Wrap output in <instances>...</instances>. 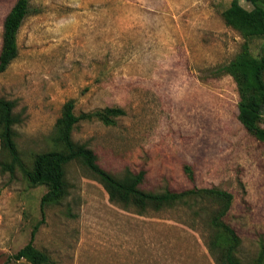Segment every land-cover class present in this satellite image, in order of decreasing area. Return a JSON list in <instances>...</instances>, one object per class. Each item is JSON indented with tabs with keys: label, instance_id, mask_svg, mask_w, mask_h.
Segmentation results:
<instances>
[{
	"label": "rangeland",
	"instance_id": "rangeland-1",
	"mask_svg": "<svg viewBox=\"0 0 264 264\" xmlns=\"http://www.w3.org/2000/svg\"><path fill=\"white\" fill-rule=\"evenodd\" d=\"M16 1L0 0V51ZM232 1L31 0L19 55L0 74V97L16 104V142L28 162L52 148L67 101L76 114L124 109L114 125L81 122L74 140L113 174L145 171L146 191L231 192L226 222L242 240L238 256L250 263L264 245V143L240 122L237 84L221 70L244 42L222 17ZM262 42L252 41L255 55ZM5 163L0 142V264H32L13 257L37 225L34 245L50 264H216L207 203L138 213L112 202L72 162L70 196L48 206L42 222L47 188L6 172Z\"/></svg>",
	"mask_w": 264,
	"mask_h": 264
},
{
	"label": "trees",
	"instance_id": "trees-1",
	"mask_svg": "<svg viewBox=\"0 0 264 264\" xmlns=\"http://www.w3.org/2000/svg\"><path fill=\"white\" fill-rule=\"evenodd\" d=\"M252 7L248 10L240 0H233L222 13L225 24L237 30L244 39L240 52L221 70L233 77L237 84L240 101L239 120L245 129L264 143V0H246ZM31 0H17L7 14L3 24L2 47L0 51V74L4 73L19 55L18 36L25 19L31 15ZM262 40L260 52L252 51V41ZM14 101L0 97V142L2 154L6 157L5 169L11 174L22 173L30 186H45L41 198L42 222L48 206L59 205L71 193L67 179V167L78 162L92 173L102 184L112 202L138 213L160 212L180 204L194 207L207 203L209 234L208 247L216 264H264V245L258 256L250 263H244L238 256L242 240L236 230L226 222L234 196L218 188H192L184 191L162 192L142 189L146 172L126 170L122 175L113 174L98 162L97 154L84 143L74 140L73 133L81 122L100 121L114 125L116 118L124 116L125 110L107 107L89 113L76 114L75 101H67L60 118L55 124L52 148L34 155L31 162L24 160L16 142L15 127L20 118L15 114ZM185 172L194 182L195 173L191 165H185ZM37 225L27 243L15 255L19 261L25 259L32 264H50L49 255L37 249L34 239Z\"/></svg>",
	"mask_w": 264,
	"mask_h": 264
}]
</instances>
